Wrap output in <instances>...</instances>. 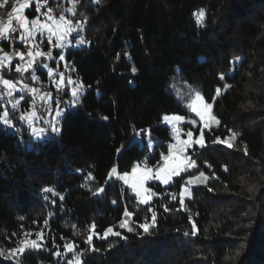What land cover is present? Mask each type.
Returning a JSON list of instances; mask_svg holds the SVG:
<instances>
[{"label":"trees","instance_id":"16d2710c","mask_svg":"<svg viewBox=\"0 0 264 264\" xmlns=\"http://www.w3.org/2000/svg\"><path fill=\"white\" fill-rule=\"evenodd\" d=\"M40 1L58 15L73 8ZM67 16L82 22L75 36L84 43L71 39L59 69L82 96L64 95L59 131L42 141L14 116L12 132L0 124V264H68L76 254L83 264H264V0H80ZM189 88L219 124L203 130L194 168L167 187L150 183L155 195L141 205L108 173L157 162L173 140L165 114L184 116L182 130L199 134ZM200 173L207 179L186 183ZM109 227L120 235L105 238ZM26 239L41 247L8 258Z\"/></svg>","mask_w":264,"mask_h":264},{"label":"snow or ice","instance_id":"6c2138e0","mask_svg":"<svg viewBox=\"0 0 264 264\" xmlns=\"http://www.w3.org/2000/svg\"><path fill=\"white\" fill-rule=\"evenodd\" d=\"M80 0H70V3H72L73 8L76 4H78ZM94 3H98L99 0H93ZM33 6L32 0H17V5H14L11 9V11L8 13V21L6 24H0V41L8 40L9 38L13 37V34L18 33V36H16V39H18L21 43H24L26 45H29V50L27 53L24 52H17L15 53L16 58H18L21 63L16 64L15 71L20 74L21 77L25 75V73H28L31 71V79L33 82L37 81L39 77L36 75L37 67L36 62L38 59H51V48H61L64 46V41L66 37L70 35L72 31H76L80 27V23H77L75 25L72 24V22L65 18V16L61 15L58 18L55 17L52 14V9L49 8L46 11L41 10L40 7V0H36V12L39 14L36 17H33L29 19L25 12L26 10L30 9ZM73 8L67 9V11L72 12ZM40 15H43L46 19L42 22L40 19ZM194 16L196 17V23L198 25H202L205 13L203 10H200L198 13H194ZM13 18L15 19V26L13 25ZM47 35V43L51 46L49 52L45 53L42 49L39 47V43L37 42L38 36H44ZM78 43H84L83 40L78 41ZM3 49L0 48V52H2ZM60 59L63 60L64 57L61 55ZM12 64V57H10L7 53H4L3 55H0V69L9 67ZM42 68L48 69V76L49 78L53 77V70L48 67L47 64L42 63L40 65ZM133 72H135V68L132 69ZM20 80L12 81L9 79H4L0 77V87L4 89L3 95L12 98L14 96V93L17 91H29L32 95L33 100L37 98L39 95V90L32 88L28 89V86L26 84H23L21 88L17 89L16 85L20 84ZM75 84L74 81H72L70 78L67 79V82L65 83V77L63 74H59V80H54V86L57 91H61L64 87L67 85H73ZM83 86L80 84H75V89L72 91L71 95L74 100H78V91L77 89L82 88ZM217 94H219V90H217ZM179 95V93H177ZM189 95L190 99L186 103V107L194 114L195 117L199 118V121L203 123V127H210V124H219V121L216 120L214 116L211 115V108L212 105L209 103H206L204 101V98L199 92H196L189 88ZM41 100H50L51 94L45 93L44 96L39 97ZM23 96H21L19 99H11L10 103L13 109L17 108V106L21 103L23 100ZM8 113L4 112L3 117L0 118V123L5 124L8 127H12V121L8 119ZM60 115V112L58 111L56 113V116L58 117ZM36 117V112H26L22 113L19 117L21 122H26L29 124V127L31 128V133L34 137L37 139L42 138L45 130L43 128L36 129L35 127H32V122ZM104 119H107V117H104ZM162 120L164 123L171 125L172 129V139L176 141V144L169 143L168 144V152L165 155L164 153H161V161L162 163H159L158 167H143V170L141 171V163L137 162L134 164L130 172H124V173H118L117 168L113 167L109 173L108 178L111 179L113 176L116 177V179L123 181V183L132 189V191L135 193L136 197L139 200V203L142 204H148L152 198V196L155 195L154 192H151V190L146 187V183L150 179H156L159 180L162 184L167 185L171 178L173 176H178L182 171L185 170L184 165L186 161H189V158L184 155L186 150L190 147H192L193 143H198L201 147L205 146V142L203 139V128H201V135L199 138L193 139V132L191 130H188L186 133L187 139H181V129L177 127V125L183 123L185 121V117L178 115V114H165L162 117ZM193 125V127L196 126V120H190L188 121ZM52 131L58 132L59 129L56 127L55 122L53 121L51 123ZM232 139L235 138V134L231 137ZM216 142H223L228 147H232V144L229 143L228 139H224L221 141L219 137H217ZM175 150V151H174ZM119 151V150H118ZM183 157V158H182ZM188 167H194V162L189 161L187 164ZM88 180L94 179V177L89 174L87 177ZM207 177L204 176V173H200L199 176L189 178L186 183L187 184H193L197 181H203L206 180ZM44 191L49 192L52 191L51 189H44ZM103 188H99L96 190V192L93 193V195L98 194L99 192H102ZM187 191V189H183L180 193V203L183 207L184 204V193ZM55 195V193H53ZM176 197L173 196V199ZM63 199V197H61ZM115 203V202H114ZM149 211H152L151 208L148 209ZM168 209L165 208V211ZM131 214L125 210L124 216L129 217ZM23 219V217H21ZM153 224L155 222V213L153 212L152 216ZM47 223V221H45ZM121 228H127L128 231H132L130 227L127 226V223H121ZM140 227L143 228L144 232L149 231V225L143 224L140 225ZM91 228H95V225L93 224ZM111 233L112 235L119 236V232H114L112 227H109L105 230V238L107 235ZM196 233V227L193 225L192 234L195 235ZM30 235V234H26ZM185 235H188L186 232ZM37 238L42 239L41 234L37 233ZM123 238V237H122ZM92 236L90 235L88 237L87 242H91ZM38 249L41 247V244H38L36 240H23L20 242V246H18L15 249L9 250V257L8 258H16L19 259L20 256H23L25 251L28 248ZM72 244L65 245L66 251L71 252L73 250ZM93 251H96V249H92ZM0 255H3L2 252H0ZM56 255H59V253H56ZM68 264H83V261L81 259L80 254H76V256L73 259H70Z\"/></svg>","mask_w":264,"mask_h":264},{"label":"rangeland","instance_id":"374dc122","mask_svg":"<svg viewBox=\"0 0 264 264\" xmlns=\"http://www.w3.org/2000/svg\"><path fill=\"white\" fill-rule=\"evenodd\" d=\"M32 2H33L34 9L36 11V0H32ZM14 5H17V0H0V24H6L7 23L8 13L11 11V9ZM40 7H41L42 12L49 9V7L46 6V4L44 2H41V1H40ZM30 9L26 10V12H25V15L29 19L39 15L36 12V15L29 17L26 13ZM52 14L57 18L59 16L63 15V16H65L66 19L69 20L67 15H72V12L65 10L63 14L58 15L56 12H54L52 10ZM40 19L43 22L46 18L43 15H40ZM13 25L15 26V19L14 18H13ZM78 31H79V28L76 31H72L70 33V35L68 37H66L63 47H61V48L52 47L51 48V57H52L51 59H46V60L38 59L37 60V62H36L37 71L45 72L48 76V69L40 67V65L42 63L47 64L48 67L53 70V77L49 78V76H48V82H43L39 79L37 81L33 82L31 79V71H29L28 73H25V75L23 77H21L20 74L15 71L16 64L21 63V61L18 58H16L15 53H17V52L27 53V51L29 50V45L21 43L18 39H16V36H18V33L13 34V37L9 38L8 40L0 41V48L3 49V51L0 52V55L7 53L10 57H12V64L9 67H5V68L0 69V77H2L4 79H9L12 81L20 80L21 83L16 85L17 89L21 88L23 84H26L28 86V89L35 88V89L39 90V95L37 96V98L35 100H33L32 95L27 90L17 91L16 93H14V96L12 98H9V97L3 95L4 89L2 87H0V118L3 117L4 112H7L9 114L8 119L11 120L12 124H13V126L11 128L15 129L14 118L20 121L19 117L22 113L35 111L36 117L32 122V127H35L38 130L41 128H43L45 130L42 138L37 139L36 137H34L31 133V128L29 127V124L26 122L20 121V123L27 128L28 132L30 133L31 140L34 142L42 141V140H44L50 136H53L57 133V132L52 131L51 123L54 121L56 124V127L59 129L60 119L63 116V113L65 112V110L70 107L69 97H66L64 95L67 92L71 94L72 91L75 89V84L81 85V83L78 82L77 80L71 79L72 81L75 82V84L67 85L61 91H57L55 86H54V80H59V74H61V71L59 69L60 63L61 62L63 63V61H64V59L63 60L60 59V56L62 55L64 57L65 51L71 47V45H72L71 39H73V41H74V43H76V45L78 44L79 40L75 36L78 33ZM37 42L39 43V47H40V49L43 50V52H45V53L49 52L51 46L47 43V35L46 34L44 36H38ZM11 72H12V77L10 74ZM77 91H78V99H79L83 94V87L80 89H77ZM45 93L51 94L50 100L45 101V100H41L39 98L40 96H44ZM21 96H23L24 99L17 106V108L13 109L11 106L10 100L11 99H19ZM71 98H73L72 95H71ZM58 111L60 112V115L57 117L56 113ZM11 113H12V117H10ZM190 113L194 116V114L191 111H190ZM170 115H172V114H170ZM13 116H14V118H13ZM195 118L200 123V132L197 136L193 133L194 134V136H193L194 140L196 138L200 137L201 128H203V130L208 128V127H203V123L199 121L198 117H195ZM183 123L177 125V127L180 128L181 130H182L181 125ZM0 124L6 126L3 123H0ZM162 124H164L165 126H167L171 129V125L164 123L163 120H162ZM171 132H172V129H171ZM186 133H187V131L182 130L180 138L181 139H187ZM174 142L176 144L175 140L172 141V143H174ZM148 143L150 145L149 141H148ZM195 147H201V146L198 143H193L192 147L188 148L184 154L189 158V161H191V162H193L192 152L194 151ZM189 161L185 162V165H184L185 170L182 171L180 174H182L183 172H185L187 170H191L192 168H194V167H188L187 166ZM143 167H145V166L141 167V171L143 170ZM178 176H173L167 185L162 184L159 180L150 179L147 181L145 186L148 187L150 190H151V188L149 187L150 183H157V184L161 185L162 187H167L172 183L173 179L178 177ZM112 178L116 179L115 176H113ZM116 180H118V179H116ZM118 181L121 184H123L124 187L127 188L135 196L137 202L139 203V200L136 197L135 193L132 191V189L127 187L123 183V181H121V180H118ZM185 188L187 189V191H185V193H184L183 200L189 199L191 197L190 188L189 187H185ZM185 188H183V189H185ZM151 192H153V191L151 190ZM153 197L154 196H152V198ZM152 198H151V200H152ZM139 204L146 205V204H142V203H139Z\"/></svg>","mask_w":264,"mask_h":264},{"label":"built area","instance_id":"2783aa9c","mask_svg":"<svg viewBox=\"0 0 264 264\" xmlns=\"http://www.w3.org/2000/svg\"><path fill=\"white\" fill-rule=\"evenodd\" d=\"M3 128H4L6 131H11V132H12V128H11V127L4 126ZM172 141H173V140H172ZM171 143H172V142H171ZM172 144H175V142L172 143ZM167 152H168V148L165 149V150L160 151V153H159V159L157 160V162H156L155 164H153V165L150 166V167H153V168L158 167V166H159V163H158V162L162 163V161H161V153H164V154L166 155ZM141 165L144 166V164H141Z\"/></svg>","mask_w":264,"mask_h":264}]
</instances>
